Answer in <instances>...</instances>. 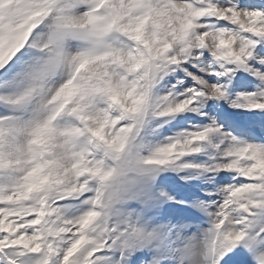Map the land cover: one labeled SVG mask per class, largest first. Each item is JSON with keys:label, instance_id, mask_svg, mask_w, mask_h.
I'll return each mask as SVG.
<instances>
[{"label": "rangeland", "instance_id": "rangeland-1", "mask_svg": "<svg viewBox=\"0 0 264 264\" xmlns=\"http://www.w3.org/2000/svg\"><path fill=\"white\" fill-rule=\"evenodd\" d=\"M233 1H202L223 22L217 28L198 20V11L187 0H107L104 15L114 16L116 28L99 48L89 51L83 45L91 40L90 30L74 28L69 16L88 11L92 0H55L51 10L46 9L53 4L49 0L12 3L3 26L12 27L15 37L0 51V74L26 45L20 19L34 13L40 17L37 27L45 20L49 25L26 63L0 82L4 264H117L120 248L127 252L125 264H206L208 227L218 222L229 188L227 170L234 166L242 175L216 264H263L264 147L256 145L243 163H235L240 146L219 127L211 109V99L217 97L225 113L264 133V11ZM124 36L136 40L134 53ZM201 38L207 54L199 51ZM6 40L7 36L0 47ZM82 58L88 64L80 85L69 88L73 92L66 117L50 126L48 115L67 98L71 69ZM240 65L246 72L238 82ZM192 78L203 84L197 105L189 96ZM111 97L117 116L113 122L102 111ZM76 115L83 117L87 135H94L97 143L95 154L82 155L85 176L79 174L77 160L84 148L69 137ZM195 115L203 117L201 124L194 121ZM122 120L126 125L115 128ZM35 141L42 147L45 166L35 161ZM99 147L106 148L110 159H102ZM110 160L116 165L124 162L122 170L126 165L127 169L113 173ZM166 167L186 185L187 204L160 176ZM97 181L101 189L92 211L88 202ZM41 196L45 200L37 206ZM80 235L84 237L79 242Z\"/></svg>", "mask_w": 264, "mask_h": 264}, {"label": "bare ground", "instance_id": "bare-ground-1", "mask_svg": "<svg viewBox=\"0 0 264 264\" xmlns=\"http://www.w3.org/2000/svg\"><path fill=\"white\" fill-rule=\"evenodd\" d=\"M106 3H107V1H106ZM103 9H104V6H103ZM103 9L101 10L99 15H101ZM99 15H91V14L80 12L74 17L72 15L69 16V19H71L73 21V24L76 25V26H84V25H91L92 22H93L92 17L95 18V16H99ZM0 16H2V15H0ZM98 19H99L100 22L98 20H96L94 22L95 24L94 23L92 24L93 28L96 29L97 31L99 30L100 26L105 25V24H103L101 22L102 21L101 17L98 18ZM0 23H2L1 20H0ZM48 25H49V22L47 21L40 28H38V30L35 29V31H32L31 33L28 34V38H29L30 42L28 41L29 43H27L28 45H26L24 51L20 52V54L14 59V61L12 62V65L9 68V70L0 76V80L6 79V77H8L18 67L22 66V64L25 62L27 56L29 55L28 53L30 52L31 48L34 46V44L35 45L39 44V37H40L41 33H44L43 31L46 30ZM0 34L2 36H5L3 34V30L1 28H0ZM4 39H5V37L2 38L1 41H4ZM8 40H9V36H7V40L6 41H8ZM8 90L9 89L6 88V90L4 91L5 94H6V96H5L6 100L10 99V96H9L10 94H9ZM238 129H240V127H238Z\"/></svg>", "mask_w": 264, "mask_h": 264}]
</instances>
